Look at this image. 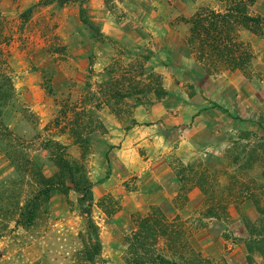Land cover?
<instances>
[{
    "label": "rangeland",
    "instance_id": "1",
    "mask_svg": "<svg viewBox=\"0 0 264 264\" xmlns=\"http://www.w3.org/2000/svg\"><path fill=\"white\" fill-rule=\"evenodd\" d=\"M227 2L214 0L197 9L199 0H0V50L8 58L5 69L11 72L15 87L14 98L0 114V264H84L80 255L91 234L89 217L100 230L101 264H126L127 237L134 230L135 218L146 215L152 207L180 220L187 256L195 251L211 264H228L225 256L200 251L199 241L206 244L207 239L224 241L223 254L230 253L234 243L249 244L248 264H254L256 255L263 256L259 247L264 248V244L258 241L264 237V199L258 204L247 201L249 206L238 199L245 183L263 184L264 170L244 167L250 161L243 150L234 153L241 160H230L225 170L212 171L194 162L198 171L206 168L215 176L214 189L222 195L226 192L228 202H232L227 216L220 213L208 218L204 214L213 202L202 190L205 199L196 209L188 206V186L174 199H147L145 193L136 194L140 175L113 173L108 162H99L98 152L105 150L102 153L93 145L98 137L109 138L98 112L117 105L115 99L101 93L103 84L112 78L121 80L123 75L118 71L111 78L107 69L139 58L144 75L152 71L158 74L154 68L161 65L159 52H172L175 63L180 50L187 47L190 51L191 18L206 7L224 10ZM103 24H111L116 35L128 33L129 37L111 38L102 32ZM102 67L103 72H99ZM246 73L251 76L252 71ZM259 78L264 80V75ZM254 92L255 87L249 85V95ZM260 96L263 98L264 92ZM152 99L154 96L146 94L129 95L118 102L117 108L122 110L118 121L129 128L134 108H149L154 105ZM261 107L263 114L264 105ZM260 122L264 129V114ZM72 128L82 138L88 137L89 144H77ZM240 132H234L230 141L242 137ZM261 133L257 137L263 140L264 131ZM10 140L29 159L21 160L19 170L4 150ZM50 141L66 145L70 159L80 166L61 178L63 186L55 187L30 219L26 205L41 188L35 173L42 172L60 183ZM240 142L242 147L247 143ZM260 144L264 145V140ZM136 149L145 155L142 148ZM259 154L264 159V152ZM170 160L175 172L182 169L176 156ZM221 176L228 177L230 186H222ZM87 182L91 183V204L82 201L76 189L86 187Z\"/></svg>",
    "mask_w": 264,
    "mask_h": 264
},
{
    "label": "crops",
    "instance_id": "2",
    "mask_svg": "<svg viewBox=\"0 0 264 264\" xmlns=\"http://www.w3.org/2000/svg\"><path fill=\"white\" fill-rule=\"evenodd\" d=\"M212 1L199 0L197 9ZM250 10L253 16L264 19V0H252ZM101 30L106 35L110 34L111 38L126 40L129 37L128 33L121 36L113 33L117 30L111 24L101 25ZM187 35H182V38L185 39ZM237 37L253 55L251 76L240 70L208 74L187 47L178 52L180 55L175 63L172 52H159L161 65L156 66L154 71L162 76L167 92L164 98L154 100V105L149 108H134L129 128H125L108 109L98 112L109 135V138H96L93 144L94 149L105 150L103 154L98 152L99 162L105 160L113 173L119 172L125 177L139 174L136 194L145 193L147 199H174L180 194L182 184L170 160L173 155L185 165L197 161L212 171L225 170L226 166H230L226 158V153L232 147L230 136L238 131L260 136L264 131L260 122L264 114L261 113L264 97L260 96V92H264V80L260 81L259 78L264 75V30L256 34L249 29L239 28ZM103 68L98 71L103 72ZM249 85L255 87L252 95L248 93ZM137 147L145 152L143 157ZM254 167L261 168L262 164ZM228 181L227 176H221L222 186L229 185ZM261 181L263 183L264 180ZM186 197L190 209L199 208L205 199L198 187L190 188ZM247 201L251 200H246L243 206H249ZM229 210L234 215L233 210ZM205 241L207 245L199 241V249L204 254L225 256L228 264H248L246 245L234 243L229 247L230 253L223 254L224 241ZM205 246L213 252L206 253L210 250L206 251ZM254 264H264V257L256 255Z\"/></svg>",
    "mask_w": 264,
    "mask_h": 264
},
{
    "label": "trees",
    "instance_id": "3",
    "mask_svg": "<svg viewBox=\"0 0 264 264\" xmlns=\"http://www.w3.org/2000/svg\"><path fill=\"white\" fill-rule=\"evenodd\" d=\"M251 5L252 0H228L227 7L224 10L206 7L200 9L191 18L190 34L187 39L188 47L208 74H219L225 70H240L246 73L250 69L253 55L248 47L238 40L237 31L239 28L249 29L256 34L263 31L264 19L252 15ZM1 38L0 35V40ZM7 60L8 58L5 57L4 52L0 50V114L5 112L8 104L14 98L15 92L11 72L5 69L9 63ZM144 68L139 58H136L124 66L113 64L110 69H107L111 78L118 71L123 72L121 80L112 78L110 82L104 83V87L101 89V93L108 94L109 97L116 100L117 105L114 108L110 107V112L118 120H120V111H122L117 108L119 107L118 102L124 101L129 95L140 96L146 94L151 97L154 96L152 101L161 100L166 96L167 92L163 87L162 76L153 71L144 75ZM75 130V128H72L71 132L74 138H77V144L88 145V137L82 138V135H77ZM91 130V132L95 131L94 129ZM241 134L242 137L232 141V147L226 153L227 160L231 163L230 160L235 158V162H238L241 160V156L234 155V153L243 150L247 156L246 158L250 161L244 167L248 168L256 164H262L261 168L264 170V162L259 161L264 160L262 155L259 154L261 151L264 152L262 147L264 145L260 144L264 138L262 137V140L261 137L250 135L248 132H242ZM240 141H246L247 143L242 147ZM250 143H252V147H250ZM50 144L53 150V160L59 169L57 177L60 183L55 182L53 178L45 177L42 172L35 173L36 180L41 184V188L33 197L31 204L26 205L29 209L28 218L30 219H34L36 211L40 209L44 202H47L52 190L55 187L63 186L61 178L65 174L70 175L75 167L80 166L77 161L70 159L66 145L57 141H50ZM5 148L7 156L18 170L22 161L29 162L28 156L18 150L11 140L5 145ZM180 166L182 169L180 171L176 169V176L183 186L182 191L186 190V186L189 188L198 187L213 202L204 216L215 218L219 217L220 213L227 216L229 205L232 202H228L226 192L222 195V192L218 193L214 189L215 176L206 168L198 171L195 164L185 165L180 162ZM234 180L237 182L236 179ZM90 185L91 183L87 182L86 187L76 188L82 196L81 200L87 201L89 204L93 201ZM232 189L231 184L229 191ZM241 191L239 201L251 200L253 203L258 204L264 196V181L261 185L257 181H249L245 183ZM88 228L91 230V234L89 241L81 251L80 261H84V264H101L100 230L91 217L88 218ZM127 240L129 247L125 257L126 264H211L209 259L201 257L195 251L191 252V256L184 253L186 248L185 228L178 218H168L159 207H152L146 215L135 218L134 230L128 235ZM258 242L264 244V237L261 236ZM246 246L248 251L252 250L249 244ZM259 250L264 257V248L259 247Z\"/></svg>",
    "mask_w": 264,
    "mask_h": 264
}]
</instances>
